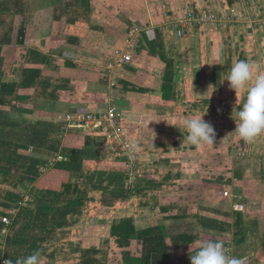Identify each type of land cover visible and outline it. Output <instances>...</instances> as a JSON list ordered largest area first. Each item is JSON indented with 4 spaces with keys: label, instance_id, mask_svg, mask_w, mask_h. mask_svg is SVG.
<instances>
[{
    "label": "crops",
    "instance_id": "1",
    "mask_svg": "<svg viewBox=\"0 0 264 264\" xmlns=\"http://www.w3.org/2000/svg\"><path fill=\"white\" fill-rule=\"evenodd\" d=\"M202 10L222 24L187 20ZM263 17L264 0H0V264H191L209 240L264 264V134L234 132L224 80L240 60L264 74ZM112 106L138 152L73 118ZM194 116L213 145L183 140Z\"/></svg>",
    "mask_w": 264,
    "mask_h": 264
},
{
    "label": "clouds",
    "instance_id": "2",
    "mask_svg": "<svg viewBox=\"0 0 264 264\" xmlns=\"http://www.w3.org/2000/svg\"><path fill=\"white\" fill-rule=\"evenodd\" d=\"M228 81V87L236 92V105L231 113L235 120L234 132L240 139L252 143L258 136L264 134V74H256L253 77L252 66L245 60L235 62L227 72L224 80ZM243 92V98L237 93ZM203 116V115H202ZM202 116L185 118L183 129L187 133L183 140L194 146L201 144L213 145L216 132L210 122H206ZM130 154L140 150L135 141L126 145ZM191 264H242V260L226 254L222 241H204L194 254L190 255ZM4 264H13L11 259ZM15 264H42V252L34 250L31 254L19 257Z\"/></svg>",
    "mask_w": 264,
    "mask_h": 264
},
{
    "label": "built area",
    "instance_id": "3",
    "mask_svg": "<svg viewBox=\"0 0 264 264\" xmlns=\"http://www.w3.org/2000/svg\"><path fill=\"white\" fill-rule=\"evenodd\" d=\"M187 20L193 21L198 25L210 24L219 26L223 22L219 12L212 10H202L200 12L190 11L187 15ZM261 20H263L261 22H264V17ZM177 33L179 36L184 34L182 30H178ZM130 61H132V55L125 54L119 60V64L122 65ZM73 118L78 122L88 124L93 129L102 128L108 133L110 138L121 141V148L115 152V155L119 156L122 154V151H128L126 145H128L129 142L127 140L123 141L125 130L122 125L121 113L116 107L112 106L105 112L79 114L77 116H73ZM132 157H134V155H132ZM4 221L8 222L6 219H4Z\"/></svg>",
    "mask_w": 264,
    "mask_h": 264
},
{
    "label": "trees",
    "instance_id": "4",
    "mask_svg": "<svg viewBox=\"0 0 264 264\" xmlns=\"http://www.w3.org/2000/svg\"><path fill=\"white\" fill-rule=\"evenodd\" d=\"M125 261L127 264H144L142 258L126 256Z\"/></svg>",
    "mask_w": 264,
    "mask_h": 264
},
{
    "label": "rangeland",
    "instance_id": "5",
    "mask_svg": "<svg viewBox=\"0 0 264 264\" xmlns=\"http://www.w3.org/2000/svg\"><path fill=\"white\" fill-rule=\"evenodd\" d=\"M192 4L194 5L195 3H194V2L191 3V5H189L188 9L196 10L198 6L195 7V6H193ZM200 6H201V5H200ZM199 8H200V7H199ZM17 132H18V131H17ZM19 132H22V130L19 131ZM15 141H16V140H15ZM17 142H18V141H17ZM21 143H22V142H21ZM14 147H15V146H14ZM13 149H14V151L16 152L17 147H15V148H13ZM1 150H2V149H0V152H2ZM0 154H1V153H0ZM2 163H3V162H2ZM1 179H2V178L0 177V182H1Z\"/></svg>",
    "mask_w": 264,
    "mask_h": 264
}]
</instances>
